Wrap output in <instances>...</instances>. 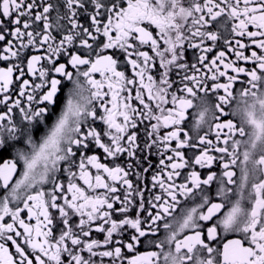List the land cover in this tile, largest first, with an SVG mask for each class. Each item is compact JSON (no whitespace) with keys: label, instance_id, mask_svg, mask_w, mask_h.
<instances>
[{"label":"snow or ice","instance_id":"obj_1","mask_svg":"<svg viewBox=\"0 0 264 264\" xmlns=\"http://www.w3.org/2000/svg\"><path fill=\"white\" fill-rule=\"evenodd\" d=\"M0 45V264H264V0H0Z\"/></svg>","mask_w":264,"mask_h":264},{"label":"flooded vegetation","instance_id":"obj_2","mask_svg":"<svg viewBox=\"0 0 264 264\" xmlns=\"http://www.w3.org/2000/svg\"><path fill=\"white\" fill-rule=\"evenodd\" d=\"M80 19H81V22L84 23L85 25L88 24V20L86 19V17L81 16ZM152 30L155 32V29H152ZM237 39H241V42H243V43H249L248 40H247V38H237ZM0 46H2V45H0ZM233 47H235V44H233ZM220 50L225 51V55H226L225 62H228L229 60H231V61H235L236 64H238L240 67H244V68H246V69H250V68L254 67V65H253L251 62H245V61H243V60H236V57H235L234 53L228 51L227 46L223 43V41L218 42L217 48L214 49L213 52L208 53L209 58H210V59L214 58L215 55H217L218 52H219ZM252 50H256L257 52L260 51L259 49H254V46H252V47H250V48H246V49H244L243 51L245 52V55H250V53H251ZM198 55H199V52H197V51L194 50V49H190V48H188V49L186 50V52H185V58H186V60H187V62H188L189 64L195 62L196 56H198ZM121 59H123V58H121ZM60 62H64V61L61 60ZM6 63H8V62H0V67H3ZM69 70L75 72V70L71 69L70 67H69ZM122 70H125V71H126V74L129 75V76H131L130 68H128V67H124V68H122ZM221 70H224V69H223V65H221ZM204 71H207V70L205 69ZM228 72H229L230 75H236L235 73H232L230 69L228 70ZM94 76H95L96 79H100L99 73L94 74ZM25 78H26V79H29L30 81L34 79L33 77H30V76L25 77ZM81 79H83V78H81ZM173 79L178 80V77H176L175 74H173ZM240 79H245V77H243V76L241 75ZM221 81L224 82V81H225V78H221ZM36 82L38 83L39 81L37 80ZM209 84H211V81H209ZM71 86H72L71 83H70V82H67V81H65V83L62 85L61 100H63L64 96H65L66 93H67V90H68ZM18 87H19V83H18V82L14 83V84L11 86V94H12V96H13V99L17 98L16 90L18 89ZM85 87H87V86H85ZM241 87H243V85H241V84L239 83V80H238L237 83L235 84L234 88L238 90V89H240ZM106 90H107V89H105V91H106ZM85 95H88V93L85 92ZM136 103H137V102L133 101V104H134V105H135ZM109 106H110V105H109ZM230 107H232V106H230ZM3 111H4V109H3L2 107H0V112H3ZM56 111L58 112V111H59V108H57ZM98 111H99V109H98ZM15 118H16L17 120L20 119V114H19L18 111L15 113ZM227 118H232V119L234 120V122H239V117H238V116H237V117H225V119H227ZM190 119H191V117H190ZM49 123H51V121H49ZM145 123H147V122H145ZM95 126H96L97 128H99V129H103V127H104V126H103L102 124H100L99 122H97V124H96ZM38 135H39V134H38ZM38 135H37V138H38ZM213 138H214V137H213ZM144 139H145L144 126L141 125V127H140V129H139V140H140L141 144L143 143V140H144ZM93 151L95 152V154H97V155H99V156L101 157V159H102L103 162L108 163V164H111V161H110V160H103V156H104V154H103L102 150H100V149L90 150V151H89V154H93ZM184 151H185L187 157H191V156H192V153H193L195 150H192V149H185ZM154 152H155V150H154ZM160 158H161V157L158 156V155H156V154H153V155L150 157V160H151V163H152V166H153V167H152V170H150L149 173L145 174V177H146V178H145V180L143 181V183L141 184V187H142V188L144 187V185H147V186H148V189H151V176H152L155 172L159 171V165H158V162H159V159H160ZM0 162H2V161H0ZM118 162L121 163L123 166H126L127 162H130V161H127V158H126V157H121L120 160H119ZM144 166H147V164H145ZM21 167H22V165H21ZM196 170H197V171H200L202 175L208 171V169H199L198 167H197ZM213 170L216 171L217 173H219V172L221 171V169H220V167H219L218 164L214 165ZM93 171H95V170H93ZM188 171H189L188 169L183 170V171H182V176L178 179L177 182L182 181L183 178H184V175H185ZM236 172H237V176L234 177V179H238V178H239V169H236ZM129 178L133 180L134 184L137 183L136 178H135L134 175H133V176H130ZM59 179H60L62 182H64L65 185L67 184V176H66L65 174H63V173L60 174V175H59ZM50 187H51L50 185H46V186H45V188H50ZM97 191H98V192H102L103 190H102V189H99V190H97ZM155 191L158 192L159 190L156 189ZM212 192H213V194H214V192H215V185L213 186ZM121 194H122V190H121ZM149 195H150V192L146 190V191H145V200H146V201H147V199L149 198ZM138 202H139V199L137 198V203H138ZM117 207H119V205H117ZM145 207H146V208L148 207L147 203L145 204ZM137 210H138L137 208H133L132 211H131L130 213H128L127 215H129V216H131V217H135V215H136V213H137ZM145 215H146L145 213H141V218H143ZM26 216H27V212L25 211L24 213H22V218H26ZM116 218L119 219V215H118ZM6 220H7L8 222H10V218H7V217H6ZM29 222H30V223H33V224L35 223L34 220H33V221H29ZM133 231H134L133 229L128 228L127 231H126V233H125V235H124V237H123V239H124L125 241L129 240L131 234L133 233ZM94 238H97V239H101V240H102V239H103V234H100V233H94ZM235 238H238L236 234H229L228 237H227V239H235ZM8 246H9V248H10V251H13V252H14V247L11 246L10 242H9V245H8ZM147 250H150V249H149V247H148L146 244H144V243H141V244L138 245V247H137V252H138V253H143V252H145V251H147ZM124 252H125V254H126L127 256H131V255H133L132 253H127V250H126V249L124 250ZM125 264H126V261H125Z\"/></svg>","mask_w":264,"mask_h":264}]
</instances>
